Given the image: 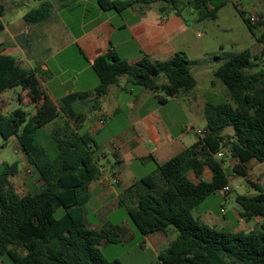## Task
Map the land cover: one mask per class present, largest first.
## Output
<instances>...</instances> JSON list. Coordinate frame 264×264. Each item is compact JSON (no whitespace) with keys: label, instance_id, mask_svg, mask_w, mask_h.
<instances>
[{"label":"trees","instance_id":"1","mask_svg":"<svg viewBox=\"0 0 264 264\" xmlns=\"http://www.w3.org/2000/svg\"><path fill=\"white\" fill-rule=\"evenodd\" d=\"M229 3L231 0H99L105 11L160 4L161 13L174 12L182 17L190 10L198 23L216 20ZM233 5L255 34L257 23L252 24L247 12ZM1 16L0 12V34L4 30ZM50 16V6L44 5L25 18L35 24ZM258 40L264 43V34ZM255 58L246 49L215 70L214 77L224 84L231 102H207L205 135L167 162L157 164L159 175L144 177L121 197V204L142 235L170 228L178 231L176 240L159 254L161 264H264V223L248 233L233 232L213 228L193 215L207 198L229 185L226 156L239 161L234 170L242 177L249 176L242 164L252 160L264 163V69L252 71L259 66ZM192 64L184 51L164 62L145 57L136 65L113 52L100 56L93 63L101 81L93 110L100 108L109 86L122 76L155 94L163 91L165 96L158 97L161 103L181 91H192L198 84ZM161 75L167 79L163 85L158 82ZM40 76L38 69L25 70L14 56L0 53V95L20 87L36 105L31 117L20 108L5 114L0 107V141L5 146L12 138L18 140L27 164L41 183L20 196L11 181L17 170L8 163L0 164V264L6 260L10 264H123L119 259L109 261L102 251L103 244L123 242L119 231L93 230L85 223L90 185L102 175L101 149L90 134L77 132L70 121L76 125L85 121L86 115L75 104L92 93H73L57 104L46 95ZM59 118L67 121L42 134ZM227 128L234 130V136L221 134ZM220 152L226 156L219 158ZM206 168L212 172L211 182L203 180ZM189 171L200 179L198 184L189 179ZM254 186L257 195H240L236 202L242 208V218L264 220V192L258 183ZM58 208L65 210L60 218L56 217Z\"/></svg>","mask_w":264,"mask_h":264},{"label":"crops","instance_id":"2","mask_svg":"<svg viewBox=\"0 0 264 264\" xmlns=\"http://www.w3.org/2000/svg\"><path fill=\"white\" fill-rule=\"evenodd\" d=\"M44 5L50 6L51 16L39 23H28L26 15ZM160 7V4L136 5L117 12L103 10L99 0H0L4 23V30L0 34V53L14 56L25 70L38 69L46 95L57 104L73 93H92L84 102L75 104L76 109L86 115L85 121L78 125L70 121L77 132L90 134L101 149L99 163L102 175L90 185L91 198L84 207L85 223L98 231L115 228L122 237V243L131 242L137 254H151L148 262L128 264H161L159 254L176 240L179 233L175 228H170L167 232L144 236L136 231L128 219L120 224L111 222L112 210L123 206L121 197L131 186L148 175H159L157 164H163L191 147L198 136L205 135L207 128L204 118L207 102H199L196 91H181L161 103L158 97L165 96L163 91L155 94L145 87L132 84L127 76L120 77L117 83L110 85L108 93L100 100V108L93 110V100L97 96L95 91L101 83L93 63L96 58L109 52L136 65L145 57L152 62H164L177 52L184 51L193 61L191 71L196 79L193 66L210 60L207 50L197 43L200 35L191 25L192 22L198 23L193 11H186L181 17L174 12L163 14ZM195 52L204 55L203 58L193 56ZM215 63L213 76L222 65L220 60ZM158 82L163 85L167 79L161 75ZM213 83L215 87L216 82ZM0 103L3 104V107L0 104L3 112L10 113L3 93ZM28 103L32 102L26 95L25 104ZM199 107L203 108L202 113ZM175 113L182 114L183 120L177 123ZM193 114L205 120L203 130L195 127L191 117ZM119 117L121 122L117 125L115 121ZM66 121V118H59L49 124L48 133ZM221 134L234 136V131L224 129ZM11 140L18 142L16 138ZM23 156L26 161V155ZM258 163L252 160L242 165L250 174ZM238 164L235 158L228 163L230 186L231 177L240 176L234 170ZM188 177L196 184L200 182L194 171H189ZM244 178L250 187L258 191L254 184H259V180H251V183L249 177ZM203 180H213L209 168L205 169ZM218 194L222 197L219 212L216 213L211 207L198 213L195 218L216 229L245 233L264 223L256 217L248 220L242 218V208L238 203L233 211L228 210V195ZM91 202L97 205L98 215L97 220L89 223L86 220V207ZM222 210H225V214ZM99 222L103 224H97ZM112 245L103 244L107 248ZM115 259L126 264L119 257Z\"/></svg>","mask_w":264,"mask_h":264},{"label":"rangeland","instance_id":"3","mask_svg":"<svg viewBox=\"0 0 264 264\" xmlns=\"http://www.w3.org/2000/svg\"><path fill=\"white\" fill-rule=\"evenodd\" d=\"M233 4H238V7L241 10L247 12V16L251 14L258 15L259 21L257 22V27L254 30L255 34L249 30L243 18L235 9ZM191 25L195 33L200 35L197 39V43L203 46L204 49L210 54V60L200 62L198 65L193 66V70L198 80L197 87L193 91H196L195 93L198 95V101L201 102L205 100L206 102H221L223 100H227L231 102L229 96L227 95V90L224 84L221 81L216 80L213 76L212 67L214 64H216V60H220L223 64L232 56H235L246 49H250L253 53V56H257V59L255 58L254 62L259 65L252 71L256 72L264 69V43L258 40L264 34V4L260 0H231V3L225 5L220 10L216 20H205L199 23L192 22ZM193 56H196L197 58H203L204 55L202 56L201 53L195 52L193 53ZM213 81L216 82L215 87L213 85ZM203 96H205V99ZM25 97L26 92L22 91L20 87L8 89L3 93V98L8 101L7 106L9 112L20 108L27 114L28 117H31L36 113V105L34 103L25 104ZM1 105V107H3V104ZM198 110H200L199 112L202 113L203 108L199 107ZM174 117L177 123L183 120L182 114L175 113ZM191 117L195 123V127L198 130H203V128L206 126V122L202 116L200 118L198 114H193ZM120 118L121 117L115 121V124L118 125L121 122ZM227 129L231 132L234 131L232 128ZM49 131L50 126L48 125L43 129L42 134H47ZM192 135L194 134L192 133ZM3 144L4 141L1 140L0 164L8 163L17 170L18 174L12 177L11 181L16 192L20 196H24L33 187L38 186L39 181H37L32 168L27 164V161H25L23 156L24 152L22 151L20 144L16 140L9 141L5 146H2ZM223 153L226 156V153ZM231 158V156H226V170H228L227 166ZM231 176L233 175L231 174ZM248 177L250 178L249 181L251 183V180H259V185L264 192V163H258L257 166L252 169V172ZM231 182L233 191L228 194L227 198V208L230 211H233V208L237 205L236 198L238 196H255L258 194V191L250 187L248 182L242 176H236L233 178L231 177ZM221 202L222 197L219 194L211 195L201 204V206H199L198 210L194 211V216L196 217L198 213H202L205 209L211 207L216 210V213H218ZM96 206L97 205L95 203L91 202L86 207V220L89 223L97 220L96 216L98 214L96 211ZM64 214L65 210L63 208L57 209V218H60ZM127 219L140 234L139 230L131 220L126 207L119 206L112 210L110 221L114 224L126 222ZM261 222H264V220L261 219ZM97 224L103 223L99 222ZM102 251H104V256H107L109 261H113L115 258L119 257L126 264H128V262L144 263L151 259L150 253L147 255L137 254L132 248L131 242L114 244L108 248L107 246H103ZM6 261V264H10L9 260Z\"/></svg>","mask_w":264,"mask_h":264},{"label":"built area","instance_id":"4","mask_svg":"<svg viewBox=\"0 0 264 264\" xmlns=\"http://www.w3.org/2000/svg\"><path fill=\"white\" fill-rule=\"evenodd\" d=\"M240 4V3H239ZM238 5V4H237ZM249 17V20L251 21L252 24H256L258 21H259V17L258 15L256 14H251L248 16ZM224 153L223 152H220L218 154V157L219 158H222L224 157ZM233 190V188L230 186V185H227L225 187H223L219 192L222 193L223 195H228L231 191ZM223 214H225V210H222Z\"/></svg>","mask_w":264,"mask_h":264}]
</instances>
